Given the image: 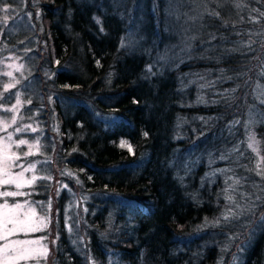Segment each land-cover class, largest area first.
<instances>
[{"label":"trees","instance_id":"obj_1","mask_svg":"<svg viewBox=\"0 0 264 264\" xmlns=\"http://www.w3.org/2000/svg\"><path fill=\"white\" fill-rule=\"evenodd\" d=\"M0 2L21 118L45 131L54 264H264V0Z\"/></svg>","mask_w":264,"mask_h":264},{"label":"rangeland","instance_id":"obj_2","mask_svg":"<svg viewBox=\"0 0 264 264\" xmlns=\"http://www.w3.org/2000/svg\"><path fill=\"white\" fill-rule=\"evenodd\" d=\"M5 9H7V11H5ZM11 15H14L12 14V8L10 10L8 5H5L4 2H0V18H2V22L5 21L6 24L7 22L12 21L10 20ZM17 20H18V28L20 27V24L23 26L24 21L20 18ZM10 32H13V30H11ZM1 34L2 32L0 31V159H2L5 154L9 156L13 154L20 156V160L18 161H14V162L9 161L10 171L13 173H19L23 169L15 165H23V168H28L30 165L34 164L35 170L24 172V178L25 180H30L33 176H36L38 179L30 187H23L19 189V191L29 193V195L19 196L14 198L13 197L0 198V204L4 203V199H7L10 205L13 203L24 204L25 201H27L28 205L35 209L36 218L47 217L49 222L47 224V227L43 228V230L28 232L26 234L18 233L14 236H11L10 239L13 241L38 240L40 241L41 245H47L49 250L47 259L46 260L42 259L40 261V264H51L53 263L52 250L55 244V237H56L55 232L59 225L58 214H55V219L53 220L51 199H50V203L48 202L46 203L47 198H41L40 200L36 201L34 200V197L43 196L45 190L42 189L41 187L42 184H44L46 181L51 183V181H53L54 179L49 173V169H50L49 158L46 157L36 161L32 159L33 156L42 154L43 146H41L40 143L44 141L45 131L43 130L41 137H39L38 127L39 125L41 126V124L37 121L36 122L32 121L33 124H27L22 120L21 108L24 104L22 100V96L18 95V92L15 93V95L9 92V90L18 86V81L24 70V65L20 60H18L14 56L11 55L6 56L5 52L7 53V49L5 48V43H1ZM9 73L11 75H9ZM258 92L263 93V99H264V91L258 90ZM11 97H15L13 103L10 102ZM262 103L264 104V102ZM7 109H11V111H7ZM252 114H255L253 110L249 113V116H251ZM50 121H51V117H50ZM8 128H10L11 130L10 133L5 131L8 130ZM17 129H21V131H17ZM251 136H253V134ZM9 137H11V139H9ZM20 140L27 141V144L20 145L19 147H17V144ZM254 141L255 140L250 139L249 144L254 143ZM30 145H34V146L38 145V147L30 148L29 147ZM254 145L257 146L255 143ZM257 150L259 151V147ZM29 151H31L34 154L25 156L24 153ZM262 162H263L262 156L258 155V163H262ZM65 172H66V176L75 177L76 182H79L75 172L73 173L72 171L69 170H66ZM40 177H50V179H40ZM5 188L9 191H17L14 185L0 187V191L5 190ZM76 188L80 190L78 184H76ZM62 190H65V192L67 191L66 202H65L66 205L64 206L63 209V218H62L63 226L66 229V231L72 232L74 226L73 224L74 216L78 217L81 214V208L78 199V195H80V193H75L74 190H70L66 184L60 185L59 190L57 191L56 202H58ZM70 196L71 197L74 196V197L71 199ZM27 210L28 209L26 207L24 211ZM51 215H52V219H51ZM33 226L35 227L36 224L34 223ZM69 229L71 230L69 231ZM3 243L4 241H0V245H2ZM22 247L35 248V247H39V245H24ZM18 264H36V261L35 260H29L27 262L19 261Z\"/></svg>","mask_w":264,"mask_h":264},{"label":"snow or ice","instance_id":"obj_3","mask_svg":"<svg viewBox=\"0 0 264 264\" xmlns=\"http://www.w3.org/2000/svg\"><path fill=\"white\" fill-rule=\"evenodd\" d=\"M5 11H7V9H5ZM211 14L216 16L219 15V13ZM161 58L163 59L164 57ZM9 75L11 74L9 73ZM262 75H264V73H262ZM229 79H231V77H229ZM7 111H11V109H7ZM17 131H21V129H17ZM145 135H147V133H145ZM9 139H11V137H9ZM250 139L254 140L253 137H250ZM24 144H27V141L20 140L17 147ZM120 146L125 147V142L122 141ZM29 147H38V145H30ZM249 147L253 148V151H257L254 147V143H250ZM129 151H131L130 146ZM32 154L34 153L31 151L24 153L25 156ZM221 158L223 159L224 157ZM18 160H20V156L14 154L11 156L5 154L3 158L0 159V187L14 185L17 189V191H9L5 188V190L0 191V198H14L29 195V193L19 191V189L23 187H30L38 179L36 176H33L30 180H25L24 178V172L35 170L34 164L30 165L28 168H23V165H15L17 167H21L23 170L19 173L11 172L9 161L14 162ZM257 167H259V165ZM257 174L264 178V171L258 172ZM40 179H50V177H40ZM234 183L239 184L240 181L236 180ZM226 199L229 204L235 203L234 197L231 195H227ZM256 199L259 200L260 197H257ZM26 207L28 210L24 211ZM235 207L239 208L240 206L235 205ZM248 210L250 211L251 209ZM236 218H238V214L233 207H228L226 211L222 213V219L224 222H230L232 219ZM48 222L47 217L36 218L35 209L29 206L27 201H25L24 204L13 203L10 205L8 200L4 199V203L0 204V241H4V243L0 245V264H18L19 261L27 262L29 260H35L36 264H40L42 259L46 260L49 251L47 245H41L38 240L13 241L10 237L18 233L26 234L28 232L43 230V228L47 227ZM261 222L264 223V216L261 217ZM34 223L36 224L35 227L33 226ZM212 223L214 226L219 225L220 218H217ZM70 230L71 229H69V231ZM24 245H39V247H22Z\"/></svg>","mask_w":264,"mask_h":264}]
</instances>
